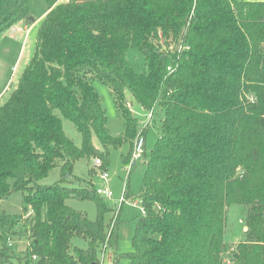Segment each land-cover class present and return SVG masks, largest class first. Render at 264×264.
<instances>
[{
	"label": "trees",
	"instance_id": "trees-1",
	"mask_svg": "<svg viewBox=\"0 0 264 264\" xmlns=\"http://www.w3.org/2000/svg\"><path fill=\"white\" fill-rule=\"evenodd\" d=\"M33 1L0 0V34L32 24ZM45 1L35 52L0 105V200L24 194L21 214L0 205V263L16 256L9 239L17 234L29 240L22 264H102L105 245L115 250L112 264H225L228 210L242 204L247 229L231 261L264 264V1ZM131 47L144 54V71L130 62ZM95 79L112 89L121 135L108 128ZM133 102L164 118L154 149L144 151L133 249L121 253L120 212L114 220L116 208L74 166L84 158L106 165L107 147L126 141L130 162L149 128ZM56 110L81 132V147ZM57 166L60 180L40 183ZM70 198L93 199L98 217L70 207Z\"/></svg>",
	"mask_w": 264,
	"mask_h": 264
},
{
	"label": "rangeland",
	"instance_id": "rangeland-1",
	"mask_svg": "<svg viewBox=\"0 0 264 264\" xmlns=\"http://www.w3.org/2000/svg\"><path fill=\"white\" fill-rule=\"evenodd\" d=\"M47 8L48 3L45 0H34L31 7L32 16L39 18ZM40 25L41 22L38 21L29 31L21 29L12 33V28H10L6 32L0 34V105L8 99L11 92L15 89L22 70L33 56L36 49V39ZM18 27H24V24ZM128 58L137 70H145V56L138 48L131 47L128 52ZM93 83L101 96L103 106L106 110L108 117L107 124L110 132L115 136L123 134L124 119L117 112L111 87L98 79H95ZM132 104V110L140 117L141 122L146 120V112L137 103L133 102ZM56 113L62 118L66 135L72 139L77 146L81 147L83 144V136L76 128L74 122L64 117L59 110H56ZM163 118L164 111L160 109L157 110L146 132L147 153L154 149L161 135L160 129ZM142 127H144V125H142ZM93 142L100 150L105 149L96 135L93 136ZM107 148L109 150L108 164L98 166L95 164L96 158H84L75 163L74 173L79 176H90L96 188L108 187L113 191L114 196L107 199L114 208H116V212L113 214L114 220H117V216L120 212L117 250L118 252L125 253L133 249L132 238L135 233L137 220L143 214V207L138 196L141 192L147 164L145 162V157H143L136 160V164L129 171L124 169V156L128 155L131 151V143L129 141L124 142L120 146L109 145ZM91 168L94 169L92 174L89 172ZM105 169L109 172V178L107 179L102 176ZM60 177V167L57 166L48 176L43 178L40 183L52 184L60 180ZM127 184L128 191L131 194L130 197H128L125 202L121 203V205H115V202H120L121 197H123ZM23 195V192L19 191L1 199V208L9 214H21L24 209ZM66 203L73 209L86 213L90 219L95 220L98 217V207L93 199L80 200L70 198ZM246 210V207L242 204H232L229 207L224 237L223 256L225 264H235L231 261V256L237 244L243 241L245 237ZM25 219L26 218L23 220ZM9 242L12 252H14L16 256L11 262L0 264H22L23 262L19 258L22 257L27 250L29 245L28 238L13 234L10 236ZM74 242L80 247H86L88 244L87 240L80 236L75 237ZM115 254V250L110 247V245H107V247L104 248V252L100 254L102 264H112ZM123 263H127V260H123Z\"/></svg>",
	"mask_w": 264,
	"mask_h": 264
},
{
	"label": "built area",
	"instance_id": "built-area-1",
	"mask_svg": "<svg viewBox=\"0 0 264 264\" xmlns=\"http://www.w3.org/2000/svg\"><path fill=\"white\" fill-rule=\"evenodd\" d=\"M11 31L12 33H14L16 30H26V31H29L30 28H27L26 26L25 27H18L17 25L11 27ZM171 48L173 49V46H171ZM180 48L183 49L184 46L181 44L180 45ZM167 70L168 72H172L174 71V66L172 64L168 65L167 67ZM146 120L142 121L141 122V125H144L143 128H145L146 126L150 125L151 122L153 121L154 119V110H149L146 112ZM145 147H146V138H145V135H143L142 133H139L137 138H136V141H135V145H134V151H133V156H132V159L130 160L129 163H127L125 166H124V169L126 170H130L132 167H133V163L136 162V160L140 159V158H143L144 156V151H145ZM95 164L96 165H102V160L100 158H96L95 159ZM102 176L104 178H109V172L108 170H104ZM126 188V187H125ZM98 193H100L101 195H103L104 197L106 198H112L114 196L113 194V191L111 189H109L108 187H105V188H98L97 189ZM125 191V190H124ZM126 199H125V193L123 194V197H121L120 199V202H115V205H121V203L125 202ZM105 247H107V245H105Z\"/></svg>",
	"mask_w": 264,
	"mask_h": 264
},
{
	"label": "crops",
	"instance_id": "crops-1",
	"mask_svg": "<svg viewBox=\"0 0 264 264\" xmlns=\"http://www.w3.org/2000/svg\"><path fill=\"white\" fill-rule=\"evenodd\" d=\"M48 12V8L45 10V12L39 17V18H36L35 17V21L34 22H32V24H30V25H24V27L26 26L27 28H30L31 29V27H33V25L36 23V22H41L42 20H43V18H44V16L46 15V13ZM20 25H22V24H17V26H20Z\"/></svg>",
	"mask_w": 264,
	"mask_h": 264
},
{
	"label": "water",
	"instance_id": "water-1",
	"mask_svg": "<svg viewBox=\"0 0 264 264\" xmlns=\"http://www.w3.org/2000/svg\"><path fill=\"white\" fill-rule=\"evenodd\" d=\"M31 21L34 22L35 21V17L31 16L30 17ZM247 229V227L245 228V230Z\"/></svg>",
	"mask_w": 264,
	"mask_h": 264
}]
</instances>
